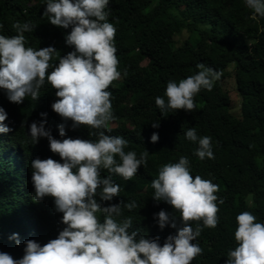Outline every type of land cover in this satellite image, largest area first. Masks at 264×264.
Segmentation results:
<instances>
[{
    "label": "trees",
    "instance_id": "trees-1",
    "mask_svg": "<svg viewBox=\"0 0 264 264\" xmlns=\"http://www.w3.org/2000/svg\"><path fill=\"white\" fill-rule=\"evenodd\" d=\"M45 5L46 0H0V34L15 35V23H30L35 27L24 33L27 46H51L62 57L74 51V46L66 43L71 26L52 25L43 16ZM106 11L110 13L107 22L116 28L114 44L120 77L108 88L114 119L104 131L125 138V152L134 151L137 158L145 150L149 154L147 164L141 165L130 180L101 169V178L111 176L121 192L111 201H103L98 190L94 198L102 206L135 202L137 207L132 210L121 205L122 215L117 219L131 217V230L148 239L158 237L163 245L176 229L167 225L161 229L155 214L165 210L175 217L177 227L181 222L179 212L170 204L153 200L151 183L163 165L187 157L193 177L199 175L219 186L215 193L217 226L208 228L202 221L190 222L194 230L198 224L201 227L192 243L202 249L191 264H225L228 252L237 246L236 216L248 211L257 222L264 223V17L253 18L245 0H110ZM180 35L183 37L177 38ZM58 62L57 58L52 63ZM198 63L220 71V79L211 91L201 89L196 94L194 111L168 109L162 114L155 98L160 96L167 102V82L196 74ZM230 75L240 97L237 115L232 112L229 91L221 84ZM55 92L45 81L36 100L29 96L17 104L0 89V108L7 113L3 123L11 129L0 133V251L14 259L23 256L26 240L43 246L66 226L51 196L33 199L31 161H63L50 150L46 137L32 143L28 126L43 120L55 139L98 140L97 135H89L98 130L84 125L73 128L71 120L53 111L51 105L58 99ZM153 122L159 126L153 128ZM62 123L65 137L59 135L58 125ZM189 128H194L198 137L211 138L213 159L201 160L195 155L199 145L186 138ZM153 132L159 136L155 143L150 140ZM116 159L119 161V157ZM34 212L38 219L24 223L23 215ZM14 233L19 244L10 239Z\"/></svg>",
    "mask_w": 264,
    "mask_h": 264
},
{
    "label": "clouds",
    "instance_id": "clouds-1",
    "mask_svg": "<svg viewBox=\"0 0 264 264\" xmlns=\"http://www.w3.org/2000/svg\"><path fill=\"white\" fill-rule=\"evenodd\" d=\"M109 3L110 0H46L43 16L54 26H71L66 43L74 46V51L62 57L51 46L39 49L27 46L24 33L35 27L30 23H15V35L0 34V89L5 90L10 102L19 104L29 96L36 100L47 81L58 97L51 105L54 112L66 121L71 120L73 128L84 125L98 130L89 133L98 136L94 142L80 138L55 139L43 120L28 126L32 143L46 137L50 150L63 161L52 158L31 161L33 199L40 201L51 196L66 226L57 238L43 246L35 240H26L24 254L19 259L0 251V264H191L202 249L192 243L200 235L201 227L198 224L194 230L190 222L202 221L208 228L218 224L215 193L219 186L199 175L193 177L189 160L184 156L176 163L163 165L158 178L151 183L153 200L170 204L179 212L181 222L177 227L175 217L165 210L155 214L161 229L166 225L176 229L175 235H168L163 245L158 237L148 239L131 230V217L117 219L122 215L121 205L132 210L137 207L135 202L102 206L94 198L98 190L103 201H111L121 192L111 176L101 178V169L130 180L141 165L147 164L149 154L145 150L137 158L134 151L125 152L128 141L104 131L114 119L108 88L120 77L114 44L116 28L107 22ZM245 4L253 11V18L264 17V0H245ZM57 58L59 62L54 65L52 62ZM196 67L199 69L196 74L179 82H167V102L160 96L155 98L162 114L168 109L194 111L196 94L201 89L211 91L222 75L203 63ZM6 118L7 113L0 108V133L11 131L3 123ZM151 126L157 128L159 124L153 122ZM65 127L63 123L58 125L61 137L66 136ZM185 136L198 143L195 155L199 159L214 158L210 137H198L194 128H189ZM158 139V133L153 132L151 142ZM23 216L26 224L38 219L35 212ZM236 221L237 246L228 252L225 264H264V223L257 222L248 211L238 214ZM10 239L20 243L18 234H12Z\"/></svg>",
    "mask_w": 264,
    "mask_h": 264
},
{
    "label": "rangeland",
    "instance_id": "rangeland-1",
    "mask_svg": "<svg viewBox=\"0 0 264 264\" xmlns=\"http://www.w3.org/2000/svg\"><path fill=\"white\" fill-rule=\"evenodd\" d=\"M183 37V35L178 36L177 38H181ZM145 64V62H144ZM233 67H229V70H231ZM222 87L223 89H226L227 91H229L230 93V97L232 100V112L237 115L239 114V110H240V97L237 94L236 90H235V86H234V81L232 76H228L225 79H223L221 81Z\"/></svg>",
    "mask_w": 264,
    "mask_h": 264
}]
</instances>
